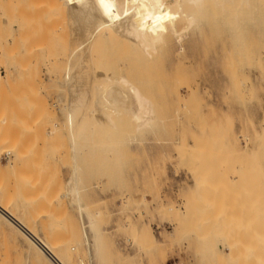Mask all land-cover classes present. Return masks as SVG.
Listing matches in <instances>:
<instances>
[{"label": "rangeland", "instance_id": "rangeland-1", "mask_svg": "<svg viewBox=\"0 0 264 264\" xmlns=\"http://www.w3.org/2000/svg\"><path fill=\"white\" fill-rule=\"evenodd\" d=\"M78 1L0 0L2 207L65 264L182 253L185 264H264V0L251 14L240 0L199 13L186 0H109L115 17L156 19L164 34L152 54L122 34L129 20ZM189 13L199 22L180 45L173 26ZM109 76L152 101L155 129L136 132L128 116L111 133L105 119L93 125L95 87ZM1 214L0 264H53Z\"/></svg>", "mask_w": 264, "mask_h": 264}, {"label": "bare ground", "instance_id": "bare-ground-1", "mask_svg": "<svg viewBox=\"0 0 264 264\" xmlns=\"http://www.w3.org/2000/svg\"><path fill=\"white\" fill-rule=\"evenodd\" d=\"M80 1V0H79ZM78 1V2H79ZM112 1V0H111ZM179 1V0H178ZM188 3V5L190 6L189 8H191L194 12H197V11H200L201 10L203 11V9H206V7L208 6H212L213 8L214 7H218V8H224L230 4H234V1L235 0H186ZM86 2V1H85ZM90 2V0H88V3ZM109 0H91L90 3H93V4H86L85 5H89L88 7V10L90 11H93L92 8H93V5L95 6L94 7V12L97 10L96 8H103L101 10L100 13H102L103 11V14L105 16H107V14L109 13V17L108 18L109 20H112V16L113 13L115 12H111L113 11V7L116 5H114L113 2L112 4L111 3H108ZM161 2V0H160ZM177 2V1H176ZM185 2L183 4H186ZM239 4L241 6V8H245L246 11H249V13L252 11L253 7L254 6V3L252 0H240L239 1ZM79 5V4H78ZM187 5V4H186ZM187 5V6H188ZM233 5V6H234ZM118 6V5H117ZM182 4L181 2H178V6L177 7H181ZM185 6V5H184ZM81 7V5H80ZM91 7V8H90ZM134 7V6H133ZM85 8V7H84ZM116 8V6H115ZM87 8H85V15H88L87 11L86 10ZM107 9V10H105ZM132 9V8H131ZM110 10V11H109ZM239 10V9H238ZM254 10V9H253ZM76 11V10H75ZM106 11H109L106 13ZM130 11H133V10H130ZM129 11V12H130ZM207 11V10H206ZM77 12V11H76ZM97 12V11H96ZM110 12L112 13V15L110 14ZM135 12V11H134ZM253 12V11H252ZM131 13V14H130ZM129 13V16L127 15V17L125 16V18L121 17L118 18V17H115L113 19H117L115 21H111V22H114V24H116V21H118V19H120L121 21L123 20L124 22L126 21L127 19V23H128V20L131 22V25H130V22L127 24L125 23V25L127 24V27H126V30L124 29L123 27V31L125 30V33H122L121 30H120V34H124L125 37L127 36H130L131 37V40L134 42V44L136 45V47L139 48V51L142 52V53H145V54H152V50H155V46L157 42H160L163 40V34H164V31L162 29V27L156 22V19L154 17H147V18H143L142 16L140 15H136L137 12L132 13L130 12ZM199 13V12H197ZM204 13V12H202ZM248 13V14H249ZM91 14V13H90ZM116 16H117V13H114ZM133 14V15H132ZM157 14V13H156ZM155 14V15H156ZM196 14V13H195ZM251 14V13H250ZM77 15V14H76ZM92 16L90 21L94 22L93 17L96 16L93 14H91ZM153 15V14H152ZM151 15V16H152ZM105 16H101L103 19ZM107 16V17H108ZM100 17V19H101ZM200 17V14L199 16ZM197 17V15H194L193 13H189L187 14V25L183 28V29H176L175 26H173V31L175 33V36H176V40L178 42V44H182L183 43V40L184 38L186 37V32L191 28L193 27L195 24L197 25L198 22H199V18ZM89 18V16H88ZM87 18V19H88ZM106 18V17H105ZM172 19V21L174 20V17L173 15H170L168 16V19ZM95 19V17H94ZM102 20V19H101ZM105 20V19H104ZM103 20V21H104ZM119 20V21H120ZM118 21V22H119ZM119 22L120 24H122V26L124 25V22L122 21ZM87 22V21H86ZM102 22V21H101ZM110 22V23H111ZM117 22V25L119 24ZM89 23V21H88ZM108 23V22H107ZM94 24V23H93ZM124 25V26H125ZM95 26V25H94ZM120 26V25H119ZM86 27V26H85ZM121 27V26H120ZM130 27V28H129ZM96 28V27H95ZM118 28V26H117ZM122 28V27H121ZM21 29V28H20ZM119 29V28H118ZM119 32V31H118ZM127 32H128V35H127ZM148 33H151V36L149 37L148 36ZM95 34L97 35V33L95 32ZM121 34V35H122ZM17 38V37H16ZM87 38V37H86ZM84 39H85V36H84ZM89 39V38H88ZM24 40V39H23ZM78 41V40H77ZM25 42V41H24ZM84 42V41H83ZM89 40L86 42L88 43ZM30 44V43H29ZM81 44V43H80ZM90 46L88 47H91L92 43L90 42L89 43ZM158 44V43H157ZM32 45V44H31ZM79 45V43H78ZM82 45V44H81ZM86 46V45H85ZM79 47V46H78ZM83 47V46H82ZM29 48V47H28ZM30 49V48H29ZM75 49V48H74ZM78 49V48H77ZM82 49V48H81ZM88 49V48H87ZM91 49V48H90ZM88 49L87 50V54L90 55V52L91 50ZM79 50V49H78ZM81 51V50H80ZM75 52V51H74ZM29 53V52H28ZM27 53V54H28ZM80 53V52H79ZM17 55V54H16ZM50 55V54H49ZM25 57V56H24ZM51 58V57H50ZM53 58V57H52ZM90 59V58H89ZM22 60V59H21ZM52 60V59H51ZM91 60H92V57H91ZM24 63V62H23ZM92 63V62H91ZM90 64V63H89ZM93 66V65H92ZM27 67V66H26ZM90 68V67H89ZM23 69V68H22ZM90 71V70H89ZM94 71V70H93ZM95 73V72H94ZM93 73V74H94ZM99 73V72H98ZM100 74H98L99 76ZM92 80L90 79V81L93 82V80H97L95 79V76L94 75H90ZM94 76V78H93ZM97 78H102V77H98ZM103 76V75H101ZM90 78V77H88ZM89 80V79H87ZM100 80V79H98ZM89 81V82H90ZM94 81V82H95ZM96 83H98L96 81ZM101 84V83H100ZM91 85V82L90 84H88V86ZM94 85V84H93ZM96 86V85H95ZM91 88H93L94 90V86H92ZM95 89H98V91L100 92L99 94H101L100 96L101 97H96V99L98 100V98L100 99V103L102 104L101 108H99V104L98 103V106L95 104L97 103L95 100V105L97 106V110H93L91 111V115L92 116L91 118L93 119L92 122H94V120H96L97 126H101L99 124H102V120H104V124L108 127H105L104 130L108 131V133H111L112 129L113 128H116L114 127V118L115 117H123V116H128L130 117V119L134 122L135 126H136V132H139L142 134V132H146V131H151L153 129H155L156 125L158 124V118L156 116V111H155V108H154V105L152 103V101L145 95L142 93V91L132 82H130L127 78H125L124 76H120L119 79H112L109 77H107V80L103 81L102 84H101V87L98 88V87H95ZM89 94H91V89L89 88ZM87 96H88V93H87ZM99 96V95H98ZM89 97V96H88ZM90 98V97H89ZM89 98L88 101H89ZM90 103V102H88ZM93 104V106H95ZM94 109V108H93ZM93 113V115H92ZM95 116V118L93 117ZM75 121V120H74ZM74 121L72 123H74ZM106 121V122H105ZM109 121V122H108ZM113 123L111 125H107L108 123ZM76 122V121H75ZM96 122H94V126L96 124ZM107 123V124H106ZM75 124V123H74ZM73 124V125H74ZM104 125H102L101 129L103 128ZM108 128V129H106ZM118 130V129H117ZM105 131V132H106ZM114 131V130H113ZM108 135V134H106ZM108 149V148H107ZM11 166H14V165H11ZM75 177V175H74ZM74 184L72 183V187L73 188V192L74 194H76L75 196V199L76 200H79V194L81 193L80 190H79V187H78V182L80 180H78V178H74L73 180ZM74 185V186H73ZM72 193V192H71ZM72 195V194H71ZM74 197V196H73ZM78 203V202H77ZM3 204V203H2ZM1 205V204H0ZM4 205V204H3ZM0 213H2L3 215L6 216V218L9 219V222L12 221V223H14L15 225H17L19 228V230L22 232L28 237V239L30 238V240L33 241V245L36 244L37 247H39V249L45 254V256L47 257L45 259V257H43V254L40 252L41 256L44 258V262H47L45 260H47L49 258V261L53 262V264H65V262H63L60 258H58V256H56V254H54V251H52L53 249H50L48 247V245L43 242L39 237H37L34 233H32L29 228L27 226H24L23 223H21L16 217H14L9 211H7L5 208L2 207V205L0 206ZM1 214V216H2ZM3 217V216H2ZM5 219V218H4ZM260 222V221H259ZM91 225L95 228V231L96 229L98 228V233L96 231V235H95V238L93 239V244L95 245V248H97V252H98V256H99V251H98V248L99 246H101V243H102V236H100V231H99V227H98V222L95 220V219H92L91 220ZM11 226V224H10ZM8 225V227H10ZM91 226V227H92ZM263 226V225H262ZM13 227V226H12ZM15 227V226H14ZM27 227V228H26ZM11 228V227H10ZM8 230V228H6ZM17 229V228H16ZM4 230V229H3ZM14 230V229H13ZM18 230V231H19ZM94 231V232H95ZM14 232V231H13ZM31 241V242H32ZM29 243V242H28ZM51 244V243H50ZM35 245V247H36ZM30 246V245H29ZM50 246V245H49ZM52 248V247H51ZM32 249H34L32 247ZM100 250V249H99ZM38 251V250H37ZM34 252V251H33ZM35 253V252H34ZM101 253V251H100ZM42 261V260H41ZM49 261L47 263H49ZM67 263V262H66Z\"/></svg>", "mask_w": 264, "mask_h": 264}, {"label": "crops", "instance_id": "crops-1", "mask_svg": "<svg viewBox=\"0 0 264 264\" xmlns=\"http://www.w3.org/2000/svg\"><path fill=\"white\" fill-rule=\"evenodd\" d=\"M184 177H185V174H183V177H182V178H184ZM170 225H171V224L167 222L166 226L169 227ZM220 247H221V246H220ZM184 256H185L184 253H182L181 255H172V256L170 257V260L167 262V264H178V263L180 262V259H181L182 257H184Z\"/></svg>", "mask_w": 264, "mask_h": 264}, {"label": "built area", "instance_id": "built-area-1", "mask_svg": "<svg viewBox=\"0 0 264 264\" xmlns=\"http://www.w3.org/2000/svg\"><path fill=\"white\" fill-rule=\"evenodd\" d=\"M56 104V103H55ZM178 264H185V263H181V262H179Z\"/></svg>", "mask_w": 264, "mask_h": 264}]
</instances>
